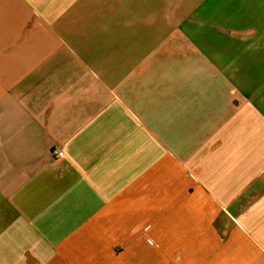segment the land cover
I'll return each instance as SVG.
<instances>
[{
	"label": "crops",
	"instance_id": "0c3cea01",
	"mask_svg": "<svg viewBox=\"0 0 264 264\" xmlns=\"http://www.w3.org/2000/svg\"><path fill=\"white\" fill-rule=\"evenodd\" d=\"M225 7L0 0V264H264V4Z\"/></svg>",
	"mask_w": 264,
	"mask_h": 264
},
{
	"label": "rangeland",
	"instance_id": "374dc122",
	"mask_svg": "<svg viewBox=\"0 0 264 264\" xmlns=\"http://www.w3.org/2000/svg\"><path fill=\"white\" fill-rule=\"evenodd\" d=\"M239 1L237 0L235 3H233L234 0H225V6H226L225 8L230 10V11L228 10V11L225 12V19L226 20H229V21L232 20V13H231L232 12L231 11L232 7L237 6L238 3L240 4L241 2H244L245 0H241L240 2ZM254 1L251 0V4L252 3H254V4H264V0H254ZM233 4H235V5H233Z\"/></svg>",
	"mask_w": 264,
	"mask_h": 264
},
{
	"label": "built area",
	"instance_id": "2783aa9c",
	"mask_svg": "<svg viewBox=\"0 0 264 264\" xmlns=\"http://www.w3.org/2000/svg\"><path fill=\"white\" fill-rule=\"evenodd\" d=\"M51 155L54 158H61L63 154H62V151L61 150L54 149V150H52Z\"/></svg>",
	"mask_w": 264,
	"mask_h": 264
}]
</instances>
